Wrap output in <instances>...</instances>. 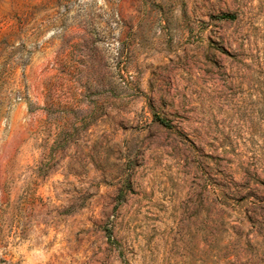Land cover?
Returning <instances> with one entry per match:
<instances>
[{
    "label": "rangeland",
    "instance_id": "rangeland-1",
    "mask_svg": "<svg viewBox=\"0 0 264 264\" xmlns=\"http://www.w3.org/2000/svg\"><path fill=\"white\" fill-rule=\"evenodd\" d=\"M0 264H264V0H0Z\"/></svg>",
    "mask_w": 264,
    "mask_h": 264
}]
</instances>
